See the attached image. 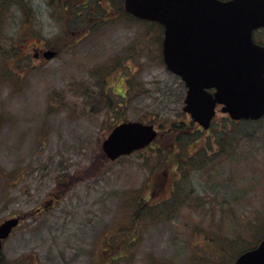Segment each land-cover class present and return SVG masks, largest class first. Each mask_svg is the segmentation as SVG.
Instances as JSON below:
<instances>
[{
    "label": "rangeland",
    "instance_id": "1",
    "mask_svg": "<svg viewBox=\"0 0 264 264\" xmlns=\"http://www.w3.org/2000/svg\"><path fill=\"white\" fill-rule=\"evenodd\" d=\"M3 1L11 15L0 24V224L23 221L0 264H215L212 236L235 243L232 252L258 245L264 119L217 116L210 130L188 122L186 87L163 62L156 25L97 10L108 25L88 33L73 30L72 10H53V0ZM255 37L264 41V31ZM25 38L26 47L44 43L60 56L7 63L8 55L22 59ZM123 121L153 123L160 135L135 154L105 157L93 177H78ZM179 158L190 167L169 169ZM179 177L183 189L171 197ZM151 194L159 198L148 202ZM169 197L176 201L152 205Z\"/></svg>",
    "mask_w": 264,
    "mask_h": 264
},
{
    "label": "water",
    "instance_id": "2",
    "mask_svg": "<svg viewBox=\"0 0 264 264\" xmlns=\"http://www.w3.org/2000/svg\"><path fill=\"white\" fill-rule=\"evenodd\" d=\"M125 7L164 27V62L189 88L184 111L200 125L210 127L217 103L234 120L264 116V45L254 40L264 28V0H125ZM157 134L151 124L124 122L104 140L103 151L115 161L147 147ZM19 222L0 225V252ZM235 264H264V238Z\"/></svg>",
    "mask_w": 264,
    "mask_h": 264
},
{
    "label": "flooded vegetation",
    "instance_id": "3",
    "mask_svg": "<svg viewBox=\"0 0 264 264\" xmlns=\"http://www.w3.org/2000/svg\"><path fill=\"white\" fill-rule=\"evenodd\" d=\"M53 1L54 2L48 1V5H50V7L53 10H65L66 12H67V10H72L70 13V20L72 23L71 27L73 30L80 29V31L81 30L83 32L88 31V33L95 32L99 28H102L103 24L104 25L106 24L105 21H108V19L106 18L107 13L103 12L104 10L105 11H107V10H118V12L115 13L116 15L119 14L120 12L122 14H124L125 10H126L125 0H53ZM6 4H7L6 1L0 0V24L2 22H6L7 18L11 15V10L8 9L9 7ZM4 5L7 6L8 8L5 7ZM86 10H89L87 18L84 17V13H83V11H86ZM97 10H103V11L99 15ZM91 15L96 16L97 18L96 17L93 18V17H91ZM62 17H64V16H62ZM106 25H108V24H106ZM0 29H1V26H0ZM64 30L67 31L66 27L64 28ZM260 31H264V29L257 31V33ZM77 35H79V34H77ZM28 36H30V37L33 36L32 28L28 29L27 37ZM0 39H1V32H0ZM26 42H28V39L25 38L23 40L22 45H20L21 48L26 50V53L23 55L22 59L15 61L13 56L8 55V57H10L13 61L9 60V61H7V63L23 62V61H26L28 58H30V60L32 62L33 57L37 60H40V59L43 60L44 63H48L50 60H54L60 56V51L58 49L55 50L51 45L49 46V45L45 44V47H44V43H43L40 46L31 45V46L26 47L24 44ZM259 42L264 43L263 40H261ZM1 49H2V46L0 44V58H2L3 53H4ZM37 49H39L38 52H36ZM15 67L17 68L18 66H15ZM29 67H30V65H28V64L25 65L26 69H28ZM117 68H119V67H117ZM6 73H13V72L11 70H9ZM188 91H189V88L186 87V93ZM210 91L212 93H214L215 89H212ZM224 108H225V105H223V104L218 103L216 105V116L212 121V125L215 122L217 116H221L224 122L229 121V122H236L237 123V121L233 120L228 113L223 112ZM186 116L188 117V122H190L194 126H197L198 130H201L199 128L200 126L198 125V123L191 121V119L189 118V116L187 114H186ZM157 130H159V129H157ZM180 152L181 151H179V153ZM178 161L177 162L173 161V163L170 165L169 169L175 168L176 172L181 171L182 168L180 167V162H182V160H180V162H178ZM182 163H184V162H182ZM165 176H168V177L170 176L169 170L166 172ZM180 182H181V177H179V179H177L173 183V185L170 186V188H169L170 192L169 193H170L171 197H174L175 193L180 191L179 190L180 189ZM171 197H169L167 199H161L160 201L154 203V205L157 206L159 209H162V206H164V205L167 206L170 203H173L176 201V199L171 198ZM175 198H176V196H175ZM171 206H173V205H171ZM6 220H8V219H6ZM22 221H23V217H21L20 224L17 226V228L22 225ZM10 237L3 241V249H4L6 241L9 240ZM1 255H0V260L2 258Z\"/></svg>",
    "mask_w": 264,
    "mask_h": 264
},
{
    "label": "trees",
    "instance_id": "4",
    "mask_svg": "<svg viewBox=\"0 0 264 264\" xmlns=\"http://www.w3.org/2000/svg\"><path fill=\"white\" fill-rule=\"evenodd\" d=\"M124 14H127V13L125 12ZM119 15H121V14H119ZM127 16L130 19H132L130 17V15L127 14ZM86 93H89V92L87 91ZM107 111H108V113H112L113 111H115L114 106L112 105V106L107 107ZM161 126L163 127V125H161ZM173 129H175V130L176 129H179V124L178 123L174 124L173 125ZM168 131H169V133H171L172 132V129L169 128ZM185 136L186 135L184 134L183 136L181 135L179 137V140L178 141L180 143V145H179L180 146V151L182 150V146H181V145H183L182 142L188 143V141H189V137L186 139ZM98 151H99L98 154L95 155V158L90 163V165L88 167L86 166L85 168H83V170L77 175L78 177H93L94 175H96L102 169L103 164H102L101 161L103 159H106L105 158L106 156H105V153H104V151H103L102 148H100ZM221 152H223V151H221ZM218 153L220 154V152H218ZM182 154L184 156L186 154V152H183ZM180 160L181 159L179 158V161L178 162H180ZM180 167L182 168V170H186L187 168L190 167V165H188L187 163L180 162ZM184 174H187V173H184ZM77 176H76V179H77ZM182 189L183 188L180 186V189L179 190L182 191ZM158 198L159 197H153V194H151L149 196V198L147 199V201L154 202V200H157ZM152 205H154V204H152ZM145 209H148V208L146 206H144L143 210H145ZM171 213H173V212H171ZM214 238H217V239H214ZM208 241L211 243L212 248H214V250L217 251L216 253H214L212 255L213 257H211L213 259V261L215 262V264H234L236 257L239 256L242 253V250L240 252H237V251L232 252L231 250L233 249V247H235V243H233V242H225L219 236H216V237H213L212 236V238H209ZM229 254H231V260L229 258Z\"/></svg>",
    "mask_w": 264,
    "mask_h": 264
},
{
    "label": "clouds",
    "instance_id": "5",
    "mask_svg": "<svg viewBox=\"0 0 264 264\" xmlns=\"http://www.w3.org/2000/svg\"><path fill=\"white\" fill-rule=\"evenodd\" d=\"M17 14H19V10H17Z\"/></svg>",
    "mask_w": 264,
    "mask_h": 264
}]
</instances>
